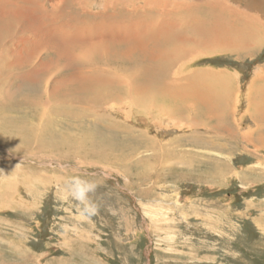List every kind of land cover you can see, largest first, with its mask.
Wrapping results in <instances>:
<instances>
[{
    "label": "rangeland",
    "instance_id": "rangeland-1",
    "mask_svg": "<svg viewBox=\"0 0 264 264\" xmlns=\"http://www.w3.org/2000/svg\"><path fill=\"white\" fill-rule=\"evenodd\" d=\"M185 1L210 0H0L1 22L11 35L3 36V50L35 52L29 66L8 67L1 77L11 73L5 86L22 87L13 97L0 92V264H264V129H256L252 110L254 101L264 102L255 94L264 76V39L238 51L204 48L185 59L181 80L192 70L210 69L230 82L215 86L229 98L224 111L230 126L217 132L208 129L216 123L212 114L169 117L147 112L150 104L137 113L140 107L133 109L127 95L98 100L69 93L72 73L56 60L55 54H65L62 60L76 71L80 51L103 42L98 63L86 67L113 73L119 65L103 57L109 45L131 42L125 39L134 27L143 32L150 15L161 24L165 12L182 14L177 9ZM211 1L264 22V0ZM15 2L31 7L29 19L15 15ZM33 31L45 35L36 50L33 38L22 41ZM53 41L69 52L51 51ZM38 70L49 79L46 91L43 80L26 82ZM204 99L214 108L208 92ZM50 103L52 114L45 112ZM128 128L148 134L154 145L139 149ZM74 177L98 184L93 199L100 209L91 219L63 196Z\"/></svg>",
    "mask_w": 264,
    "mask_h": 264
},
{
    "label": "bare ground",
    "instance_id": "bare-ground-1",
    "mask_svg": "<svg viewBox=\"0 0 264 264\" xmlns=\"http://www.w3.org/2000/svg\"><path fill=\"white\" fill-rule=\"evenodd\" d=\"M14 6L18 13L15 15L18 16L21 13L20 15L25 16L23 19H29V16L33 12L28 5H20L15 2ZM225 8L230 14L224 13ZM180 9H184L183 13L180 14V12L177 11L173 16L166 17L168 13L165 12V19L161 24L155 20L156 18L154 16L150 15L149 18L151 21L148 26L142 27L143 32L140 28L136 29L134 27L135 31L132 36L125 39L126 42L129 40H131V42L122 45L118 44L120 42L111 43L109 45V53L103 57L106 58L108 63L109 61L117 63L120 68L114 67V72L108 75H100L97 70H90L86 67L89 63H95L94 61L98 63L99 60H94V58L98 59L99 52L104 50L105 45L103 42L99 43L97 41L96 43V41H91L90 45L85 46L84 49L80 51L79 60L75 57L74 51L70 52V56H74L76 61H79H77L79 66L74 67L76 71L69 67L67 60H62L63 58H67L65 54L58 53L60 50L64 52L65 47L56 41L51 42L50 50L58 53L55 54L56 60L60 62L64 61L65 67L69 69L68 72L72 73L70 76L73 78L71 79L70 77L67 82L70 83L69 93L82 92L89 96L94 95L98 100H104L106 96L121 98L127 95V97L133 99V101H131L133 109L140 107L139 111H136L137 113L144 110L143 108L145 105L150 104V107L146 109L147 112L155 110L156 114L158 111L159 115L164 114L169 117L174 113L181 114L183 112L194 113L196 117L203 114L205 116L212 114L213 121L216 123L212 126H208V129L217 132L219 131L218 129L228 128L230 126L228 121L229 114L225 115L224 108L227 106V99L229 98L226 93L222 94L221 89L215 88V86H219L221 82L223 86H229L230 82L222 79V76L218 74L211 73L210 69H203L200 71L199 69L195 71L192 70L193 73H190V76L185 80L179 78V76L182 75L179 73L183 72L182 68H184L183 64L185 63V59L193 58L191 55L200 52L204 48L207 50L234 49L238 51L253 46L257 40L264 39V22H261L256 17H251V15H248L240 9L232 8V10L231 7L225 6L224 3L220 1L214 2L210 0L206 5H198L196 2L187 3L185 1V4H181V7L177 10ZM2 14L4 15V13ZM257 14H259V12ZM3 15H0V92L2 90L4 92L8 90V96H11L15 93L13 90L20 89L22 86H16L13 90H11L12 88L8 89L5 85L10 81L11 73L7 74L4 79H2V75L6 72L5 69L9 67L13 70L29 66V63L34 57L32 55L35 52H30L28 49H25L28 53V55L25 56L19 51L6 52L3 50V43L8 32H10V29L2 25V17H5V15ZM6 17H9L5 18L7 20H13L15 18L11 15H6ZM98 25V28H102L106 24L103 21V23H98ZM3 36L6 37L3 38ZM43 37H45L43 33L39 35L37 31H35L33 35L22 37V41L32 43L33 38L34 43L31 44V48L35 47L36 50L45 43ZM49 40L52 39L50 38ZM68 52L69 51H66L64 53ZM56 63L57 62H55L53 67L57 66ZM100 64H102L101 60L99 66ZM42 66L44 68H50L51 64L49 66L42 64ZM120 71L123 72L121 73ZM45 75L46 74L43 73L42 70H38L31 75L26 82L39 85L43 80L44 91H46L49 81H47L48 78H46ZM257 79H259L261 85L259 86L260 88L255 90V94H261L264 97V76H259ZM61 82L62 81L53 83V91L57 90ZM101 84L106 86L101 87ZM108 86H111V88L107 91ZM1 88L3 89L1 90ZM64 92H68V89H64ZM206 92H208L211 102L215 103L214 108L204 99ZM2 93L3 92H1V94ZM135 96L137 97L135 98ZM2 98L1 96L0 101ZM171 98L184 101L193 99L194 103L185 104L182 102L181 104L171 105ZM199 100L206 105V109L210 110V113H206L199 108ZM51 103L45 107V112L53 105ZM221 104H224V106L220 108ZM254 105L255 106H252V110L255 112L254 119L257 121L256 129L263 130L264 102L260 104L254 101ZM223 112L224 114L222 115ZM47 113L52 114L53 111ZM149 114L150 113H147V115ZM156 124H158V122H156ZM1 128L3 130L4 125H1ZM134 131L135 130L128 128L129 133H134L133 141H135L139 149L141 145L144 147H147L149 143L150 146L154 145V142L148 134L139 132L135 135L136 132ZM253 132H255V130H251V133ZM249 134L250 132L244 135ZM199 141H201V139H199ZM131 148L135 147L132 145ZM157 149L156 144L155 147L151 148L154 152H156ZM153 157L155 160V156Z\"/></svg>",
    "mask_w": 264,
    "mask_h": 264
},
{
    "label": "clouds",
    "instance_id": "clouds-1",
    "mask_svg": "<svg viewBox=\"0 0 264 264\" xmlns=\"http://www.w3.org/2000/svg\"><path fill=\"white\" fill-rule=\"evenodd\" d=\"M98 188L95 181L81 177H74L66 182L63 188L64 198L74 200L80 205L79 213L84 219H91L98 215L100 205L93 199Z\"/></svg>",
    "mask_w": 264,
    "mask_h": 264
}]
</instances>
